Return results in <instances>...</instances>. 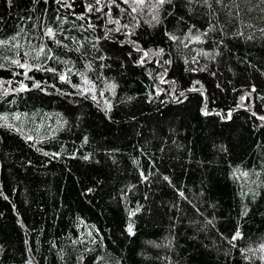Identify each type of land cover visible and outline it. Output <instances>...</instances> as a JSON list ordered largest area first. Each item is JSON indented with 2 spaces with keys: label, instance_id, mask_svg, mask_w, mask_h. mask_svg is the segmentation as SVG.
Listing matches in <instances>:
<instances>
[{
  "label": "trees",
  "instance_id": "obj_1",
  "mask_svg": "<svg viewBox=\"0 0 264 264\" xmlns=\"http://www.w3.org/2000/svg\"><path fill=\"white\" fill-rule=\"evenodd\" d=\"M225 4L221 11L214 0L211 9L173 0L156 24L150 9L133 14L134 21L120 3L113 17L131 26L139 21L125 30L134 35L112 32L104 39L105 27L116 25L96 13L94 31L66 34L88 37L99 51L85 42L82 57L48 42L74 62V72L87 73L93 91H80L89 87L80 75L70 74L69 84L34 71L29 75L44 91L25 80L30 91L0 97V116L8 117L0 119V264H264L257 251L264 240V121L258 118L264 116V4ZM58 7L54 0H0V39L23 27L39 44L42 25L58 26ZM74 10L84 12L83 0ZM69 12L58 13L68 18L65 29L75 20ZM241 19L253 27H242ZM217 21L211 39L203 37L207 43L185 39L192 25L199 35ZM237 28L245 35L233 36ZM136 47L150 54L163 48L164 55L141 65ZM4 55L15 58L13 51ZM162 60L171 63L160 66ZM0 63V79L17 87L24 77L15 73L23 70ZM165 69L167 82L160 83ZM141 172L151 173L148 181Z\"/></svg>",
  "mask_w": 264,
  "mask_h": 264
},
{
  "label": "snow or ice",
  "instance_id": "obj_2",
  "mask_svg": "<svg viewBox=\"0 0 264 264\" xmlns=\"http://www.w3.org/2000/svg\"><path fill=\"white\" fill-rule=\"evenodd\" d=\"M8 4H12V0H7ZM34 3H39V0H33ZM45 4L48 3V0H43ZM77 0H54V3L58 5L59 7L56 9L57 15L54 17V20L59 22L57 27H53L50 25H42L40 29V34L38 39H40L39 44H33L32 41L35 37L30 36L23 27L20 28L18 32H16L12 37H9L8 39H0V59L5 60L8 64L15 66L16 68L22 69V72H17L15 75L17 76H23L24 79L20 81H16L15 83L18 85L17 87H12L13 81L7 80L4 81L0 79V97H7L9 95L20 93V92H27L31 89L29 88L28 84H26L25 80H32V88L34 89H40L41 91H44V87H42V82L36 81L34 76H30L29 73L34 71H45L49 73H53L54 76L58 77L59 81L62 83H69L71 84L70 80V74L72 75H80L83 80L84 85H88L87 88L80 89L79 85L73 84V88H78L80 91H82L83 94L87 95L88 92L93 91L95 88V82L90 80L87 76L86 72H80L79 70L73 71L75 65L74 62L68 58L64 59L59 54H57L56 51H54L53 47L49 46L48 42H51V44L55 45L56 48H63L67 49L68 52H77L81 53L82 57H86L88 55L87 52H81L82 49L85 48V42L91 45L92 49L97 48V43L92 42L88 39V37H78L76 35H68L66 33H73L76 31H79L81 33L88 32L89 30H95L97 27L96 24L92 22L91 16L99 13L100 15L96 17L97 20L104 19L106 25H116L115 28H109L105 27V36L104 39H108V33L117 32L122 33L126 36H132L134 35L133 31H125L129 29L131 26L129 23H121L122 17H113L112 9L113 7L120 9V3L126 4L129 6L130 11L128 9H120L122 13H127V15L130 17L131 20H136V16L133 14L141 13L145 9H150L149 14L151 15V21L155 22L156 24L161 23L160 20V10L164 8L165 5H173V0H120V3H117V0H83V7L84 12L77 14L74 10V5L76 4ZM194 0H188V3H192ZM196 3H200L204 6H207L209 9L212 8L213 0H195ZM214 2L218 5H222L221 11H223L225 8H228V5L225 4V0H214ZM233 5L238 9L239 5L236 4V0H232ZM260 3L264 4V0H260ZM60 8L70 10L69 14L75 16V20L72 21L73 27L69 29H65L63 27L64 24L68 23L67 16H61L59 15ZM107 9V11H105ZM46 11V10H45ZM87 14V15H86ZM171 15V13H169ZM228 17L232 16L231 9H228V12L226 13ZM30 19V18H29ZM76 21L86 22V23H80L79 25L76 24ZM229 23H231V19H229ZM219 24V21H217V24H212L207 30L200 33L199 35H193L192 29L195 28V25H192L188 29V33L185 35V39L189 40L193 43H207V39H204L203 37H207L208 39H211L209 37V33H215L218 30L217 25ZM240 25L244 28H252L253 24L250 22H245L244 20H240ZM139 26V21L136 22V25L131 26L137 27ZM221 32H224V28H219ZM199 32V29H197ZM259 31L262 35H264V28H260ZM225 35H228V33L224 32ZM233 36H244V32L241 31L239 28H237V31L232 33ZM169 39L172 41L179 40V37L168 34ZM62 37V38H60ZM247 40L254 39L253 34H249L245 37ZM100 38L97 37V41ZM21 41H24L25 43H21ZM64 41H69V43H65ZM133 43H135L133 41ZM183 43V41H181ZM214 44H222L223 41H213ZM188 45L185 44V47ZM13 51L15 58H9L8 56L4 55V53ZM135 51L142 52L141 59L139 60V64L143 65L146 62V58L149 57V51L142 50L140 47H136ZM156 57H162L164 55V49L160 48L152 53ZM200 54L206 56V57H212V54L209 52L202 51ZM216 55H220L219 52L216 53ZM105 56H99V60H104ZM193 60L195 61V57H193ZM31 61H37V63H32ZM49 61H54L59 64L66 65L65 69L63 70H57L53 67H48L47 64ZM158 64L160 66H163L165 64H170L171 61L168 60H162L158 61ZM5 64L0 63V68H4ZM86 68L88 71H93L92 63L89 62L86 65ZM207 65H205L204 68L201 69V71L206 70ZM192 71H195V69H192ZM167 69L164 70V73L161 75L160 83H166L167 81L164 80L163 75H166ZM212 75H215V73H212ZM46 83V82H45ZM197 84L199 81L196 82ZM50 87H55V85H50ZM109 87L115 88V85H110ZM203 86L201 85V88ZM201 89H198L196 87H193L189 89V91H200ZM160 91L157 90V95L160 94ZM175 92V89H173ZM252 91H255V88L253 87ZM103 94V93H101ZM184 96L183 92L179 93V96L176 97L177 101H180V97ZM92 99H96L95 95L92 96ZM241 99H245V97H241ZM205 115H208L209 113L207 111L204 112ZM27 115V114H25ZM255 115V113H253ZM231 117V112L228 113V118ZM261 121H264V116L258 117ZM0 119L7 122L8 117L7 116H0ZM13 119L20 120L21 116L20 114H15L13 116ZM11 127V125H7ZM29 140L33 139L31 136L28 137ZM87 138H85L86 141ZM45 155H48V153H45ZM58 155V154H53ZM85 159H88V157H85ZM149 175H145L143 172H141V177L143 181H148ZM247 175V173H245ZM163 179L165 181H168L169 178L167 176H164ZM183 195V193H180ZM7 198V197H5ZM135 215V213H132ZM129 234H133V228L132 225H129L128 227ZM240 233L237 231L235 235L233 236V240H236L240 238ZM260 250L264 251V244L260 246Z\"/></svg>",
  "mask_w": 264,
  "mask_h": 264
},
{
  "label": "rangeland",
  "instance_id": "obj_3",
  "mask_svg": "<svg viewBox=\"0 0 264 264\" xmlns=\"http://www.w3.org/2000/svg\"><path fill=\"white\" fill-rule=\"evenodd\" d=\"M146 51H148V50H146ZM149 53H150V52H149ZM151 55H152V53L149 54V58H150V60L152 59ZM160 78H161V76H160ZM163 78L165 79V75H163ZM262 244H264V240H262V241L260 242L257 251L259 252V254H261V256H262V258H263V261H264V251H261V250H260V246H261ZM254 252H256L255 249H254Z\"/></svg>",
  "mask_w": 264,
  "mask_h": 264
}]
</instances>
